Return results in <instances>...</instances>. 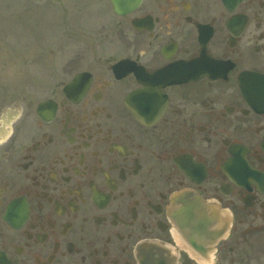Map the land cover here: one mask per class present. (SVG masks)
Masks as SVG:
<instances>
[{
    "label": "flooded vegetation",
    "instance_id": "1",
    "mask_svg": "<svg viewBox=\"0 0 264 264\" xmlns=\"http://www.w3.org/2000/svg\"><path fill=\"white\" fill-rule=\"evenodd\" d=\"M71 1L0 65V264H264V0Z\"/></svg>",
    "mask_w": 264,
    "mask_h": 264
},
{
    "label": "rangeland",
    "instance_id": "2",
    "mask_svg": "<svg viewBox=\"0 0 264 264\" xmlns=\"http://www.w3.org/2000/svg\"><path fill=\"white\" fill-rule=\"evenodd\" d=\"M65 1L56 3L50 0L43 2H36L35 0H0V65H2L3 61H7L8 58L6 56L12 53V49L16 48L22 57L18 58L19 60L16 62L7 61L8 72L12 71L13 75L19 72H30V74L33 73L35 78H39V72L46 71V67L38 61L32 60L28 56V52H30L29 50L33 47L34 43L38 42V39H41L44 41L43 46L48 56L47 59L52 64L49 68L54 69L55 67V70L61 69L63 65L62 61L60 62L57 56L52 57V55H57L58 51H60V49L57 50L58 43H55V40L53 41L52 25L57 26L63 23L62 16L54 15L56 14L54 11L60 9L59 6L71 8L75 4L71 0ZM107 1L102 0L103 3H107ZM53 12L54 18L52 19L51 13ZM66 13L67 10L64 13V17ZM79 22H76V24H79ZM46 31H48L47 35H45ZM12 54L15 55V53ZM19 76L20 74L15 79L18 80ZM20 77L23 79L24 76ZM18 85L21 87L26 86L24 83H18ZM33 85L30 84L29 86ZM36 86H39V84L37 83Z\"/></svg>",
    "mask_w": 264,
    "mask_h": 264
},
{
    "label": "water",
    "instance_id": "3",
    "mask_svg": "<svg viewBox=\"0 0 264 264\" xmlns=\"http://www.w3.org/2000/svg\"><path fill=\"white\" fill-rule=\"evenodd\" d=\"M57 1V0H56ZM115 7V9L118 11H124L125 8H130L131 5H135L137 0H111Z\"/></svg>",
    "mask_w": 264,
    "mask_h": 264
},
{
    "label": "bare ground",
    "instance_id": "4",
    "mask_svg": "<svg viewBox=\"0 0 264 264\" xmlns=\"http://www.w3.org/2000/svg\"><path fill=\"white\" fill-rule=\"evenodd\" d=\"M40 32V31H39Z\"/></svg>",
    "mask_w": 264,
    "mask_h": 264
}]
</instances>
